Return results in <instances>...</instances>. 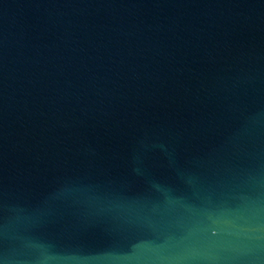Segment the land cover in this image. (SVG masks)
Masks as SVG:
<instances>
[{
  "label": "water",
  "instance_id": "water-1",
  "mask_svg": "<svg viewBox=\"0 0 264 264\" xmlns=\"http://www.w3.org/2000/svg\"><path fill=\"white\" fill-rule=\"evenodd\" d=\"M0 264H264V0H0Z\"/></svg>",
  "mask_w": 264,
  "mask_h": 264
}]
</instances>
